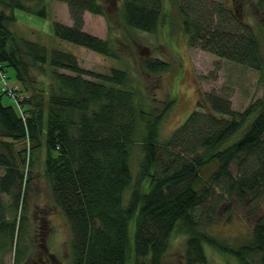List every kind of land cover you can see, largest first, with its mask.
Returning a JSON list of instances; mask_svg holds the SVG:
<instances>
[{
  "label": "trees",
  "instance_id": "trees-1",
  "mask_svg": "<svg viewBox=\"0 0 264 264\" xmlns=\"http://www.w3.org/2000/svg\"><path fill=\"white\" fill-rule=\"evenodd\" d=\"M54 1L67 5L73 22L54 23L56 37L128 67L122 52L126 42L119 35L103 40L84 32L85 13L108 21L117 17L131 37L158 35L179 17L189 48L256 71L264 82V20L257 33L225 2ZM38 4L36 11L27 0H0V168L5 171L0 192L13 198L12 208L23 209L25 199L12 145L28 140L35 150L46 148L44 177L70 228L71 264H163L177 229L188 236L183 264H208L207 246L240 264H264V211L249 241L234 248L221 246L199 227L210 201L215 210L223 197L264 196V98L240 113L229 100L208 95L206 107L200 105L203 112L194 111L161 141L162 124L175 102L167 97L157 106L130 69L95 74L75 55L16 34V10L47 17L46 2ZM257 6L261 10L264 0ZM140 69L160 79L170 64L144 56ZM8 70L14 71L15 88ZM7 97L16 101V109L3 103ZM207 157L221 166L205 181ZM206 218L208 227L214 216ZM23 223L22 218L10 222L3 212L0 217V252L14 248L15 264L25 256Z\"/></svg>",
  "mask_w": 264,
  "mask_h": 264
},
{
  "label": "rangeland",
  "instance_id": "rangeland-1",
  "mask_svg": "<svg viewBox=\"0 0 264 264\" xmlns=\"http://www.w3.org/2000/svg\"><path fill=\"white\" fill-rule=\"evenodd\" d=\"M27 1L36 11L39 10L38 2L45 1L47 17L16 10L17 22L13 26L16 34L50 50L56 49L75 55L83 69L95 74H109L112 69H130V73L142 86L144 85L146 95L157 100V106L161 107L167 97L175 102L174 108L162 124L161 141L170 138L194 111L203 112L200 105L206 107L208 95H217L229 100L232 109L240 113L264 98V82H260L261 76L258 72L220 59L200 49L189 48L186 35L178 25L179 17L175 18L172 28L165 25L158 35L136 32L131 37L124 26L120 25L117 17L108 21L102 16L85 13L84 32L103 40L119 35L121 41L128 43L122 47L125 60L130 66L128 67L127 64L56 37L54 23L73 25L66 4L54 0ZM118 1L121 3L123 0ZM209 1L227 3L232 7L236 18L260 33L264 20V7L261 10L258 9V0ZM144 56H152L169 63V71L160 79L147 77L140 69ZM8 76L11 78L9 84H12L14 88L18 86L13 79V70H8ZM87 79L94 81L92 77ZM3 103L16 109V101L12 98H4ZM12 146L15 160L24 176L25 199L22 201L24 207L21 210H14L13 198L0 192V217L3 212L10 222L15 220L18 223L21 218L24 220L21 237L25 256L19 264H71L70 228L66 219L56 210L49 185L44 177L46 148L42 146L35 150L28 140L13 143ZM2 151L5 150L2 149ZM138 155L137 149L134 155L135 168ZM220 166L219 161L207 157L202 178L208 181ZM231 171L235 174L236 170L231 168ZM4 173L5 171L0 168V176ZM216 192L220 193V191ZM215 205L213 201H210L202 210V226L199 227L207 235L222 242L223 247L234 248L246 244L251 238L255 223L264 211V196L252 198L245 195L241 200L235 196L223 197L213 210ZM208 216H214V221L213 224L208 223L209 226L206 227L204 224ZM133 233L134 224L130 230L131 245ZM187 240L188 236L184 231L177 229L173 233L163 264H183ZM206 254L208 264H240L235 257L225 255L219 249L210 246L206 247ZM130 260H133L132 255ZM0 264H15L14 248L0 252Z\"/></svg>",
  "mask_w": 264,
  "mask_h": 264
},
{
  "label": "built area",
  "instance_id": "built-area-1",
  "mask_svg": "<svg viewBox=\"0 0 264 264\" xmlns=\"http://www.w3.org/2000/svg\"><path fill=\"white\" fill-rule=\"evenodd\" d=\"M4 85L6 86V82L4 83ZM9 86V85H8Z\"/></svg>",
  "mask_w": 264,
  "mask_h": 264
}]
</instances>
